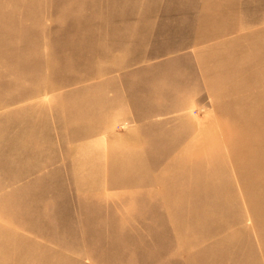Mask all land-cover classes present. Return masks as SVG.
<instances>
[{
	"label": "rangeland",
	"instance_id": "obj_1",
	"mask_svg": "<svg viewBox=\"0 0 264 264\" xmlns=\"http://www.w3.org/2000/svg\"><path fill=\"white\" fill-rule=\"evenodd\" d=\"M0 264H264V0H0Z\"/></svg>",
	"mask_w": 264,
	"mask_h": 264
}]
</instances>
